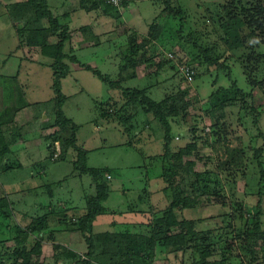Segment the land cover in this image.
<instances>
[{
  "label": "rangeland",
  "instance_id": "obj_1",
  "mask_svg": "<svg viewBox=\"0 0 264 264\" xmlns=\"http://www.w3.org/2000/svg\"><path fill=\"white\" fill-rule=\"evenodd\" d=\"M26 1L7 6L8 16L0 7V106L28 105L17 112L11 123L13 131L5 134L9 150L0 158V199L7 202L1 208L6 216L0 212V240L7 247H12L17 230H25L27 224L48 213L49 229L43 239L37 240L39 256L36 260L38 264H68L55 258L56 244L78 254L85 253L87 246L78 232L66 231L59 219L73 220L83 215L86 201L96 194V186L88 174H79V152L70 148L61 157L59 143L51 144L47 137L56 129L52 126L54 91L51 87L52 70L48 66L51 60L42 55L38 47L20 45L16 30L25 22L29 25L33 23V16L25 6ZM167 1L171 8L181 10L182 15L180 20L177 17L169 23L182 25L185 36L194 34L215 45L219 62L226 67L190 64L195 76L188 84L176 65L177 61L187 63V54L178 45L168 49L160 47L157 57L147 58L148 62L153 60L156 65L146 70L145 63H140L124 72L122 87L144 90L146 96L156 101L164 99L167 94L176 95L177 104H187L184 108L187 118L177 116L173 120L171 132L175 137L172 147L175 149L196 138L198 150L195 153L199 159L196 158L194 170L212 169L217 159H225V150L237 148L235 152L242 155V166L218 170L217 181L220 184L215 185L208 195L210 202L207 204L210 206L202 203L199 212L188 209L185 216L203 215L209 218L218 211L231 215L230 205L237 208L240 203L242 208L255 209L258 199H262L264 215V41L257 37V32L249 30L243 17L237 14L244 0ZM86 5H89L88 9L80 6V0H48L54 17L62 25L70 27L71 38L65 42L64 52L75 55L80 61H67L72 71L60 83L61 92L66 97L62 110L78 126L74 134L75 142L87 151L86 165L112 169L111 175H106L110 192L103 202L105 208L128 206L138 209L147 206L153 211L164 209L169 200L162 192L164 182L156 177L158 168L151 170L148 159L162 151L158 124L154 123L151 115L145 114L144 108L134 106L135 103H132L134 110L128 122L123 123L126 116L129 117L128 113L132 112L130 109L122 113L123 124L107 107H104L107 117L102 118L99 101L111 97L117 101L112 109H119L123 105L128 107L126 103L129 100L123 96L122 89H109L84 66L90 65L108 74L111 79H119L121 54L127 48L128 36L135 30L138 41L148 37L149 24L154 19L161 21L167 18L165 0H129L118 18L105 15L101 9L90 8V3ZM44 24L41 22L42 26H49L47 21ZM84 25L86 28L81 27ZM225 29L229 30V36L225 34ZM45 35L50 42L57 39L49 30ZM172 51L174 58H169L167 54ZM184 90L187 91L182 96ZM241 91L251 93L250 97H245V108L240 106V101L244 100ZM211 93H214L213 97H209ZM234 99L235 103L232 102ZM218 104L224 106L218 124L220 147L214 153L205 145V140L211 143L210 134L214 131L205 111ZM250 107L255 110H250ZM215 112L218 115L220 111L217 108ZM61 134L69 137L68 131ZM194 156H186L183 160L194 159ZM182 176L187 178L186 174ZM180 183L183 189L189 190L188 181ZM222 201L227 205L221 206ZM116 216L106 214L101 217L97 228L106 229L108 223L117 221ZM237 217L235 226L239 225ZM216 220L207 219L198 227L213 231L212 227L218 226V230L212 232L216 235L221 231L219 226L228 223L227 218ZM231 231L229 227L227 232H220L227 236L228 243L234 235ZM25 246L29 247V244ZM7 247L1 246L0 255L8 252ZM229 252L225 255L232 253L233 258L228 260L232 263L246 260L243 259L244 251L233 240ZM27 255V252L22 253L23 257ZM223 257L220 252L214 256L216 259ZM256 258L257 264H264V251H259ZM2 260L6 264L9 262L7 256H2ZM192 261L190 251L168 255L156 249L153 264H191Z\"/></svg>",
  "mask_w": 264,
  "mask_h": 264
},
{
  "label": "trees",
  "instance_id": "obj_2",
  "mask_svg": "<svg viewBox=\"0 0 264 264\" xmlns=\"http://www.w3.org/2000/svg\"><path fill=\"white\" fill-rule=\"evenodd\" d=\"M243 1V0H241ZM239 1V2H241ZM129 0H123L120 7L112 6L105 3L102 0H80V6L89 8L87 3H90V8L101 9L105 15L114 16L118 18L121 16V9H123ZM165 11L167 18L154 19L149 24L148 37L140 38L138 41V33L132 30L133 33L128 36L127 48L122 51V56L119 64V79H111V77L102 73L99 69L90 65H85V69L92 72L93 75L98 77L106 87L109 89H122L124 97L128 98L126 103L128 107L124 108V105L119 109H112L117 105V101L108 98L106 101H99L100 107L102 104V112L100 116L106 118L107 107L113 111L115 118L119 123L123 124L131 120L134 106L140 105L144 108L146 115H151L154 123L158 124L162 139V151L161 153L149 156V165L152 168H158L157 178H161L164 182L162 192L168 196V204L164 209L153 211L151 207H139L134 209L126 206L105 208L103 202L109 196V179L106 175H111L112 169L108 166L103 167H89L86 165L85 158L87 151L79 147L75 142V132L78 130V126L73 121L66 117L62 105L65 102V95L62 94L60 89V83L63 78L70 74L72 67L70 62H80L75 55H70L64 52L65 42L69 41L71 35L69 33V25H62L57 18L52 14L46 0H27L25 6L29 8V14L33 16V23H23V27L16 30L20 45H26L27 47H38L42 55L47 56L51 61L48 66L52 70V90L54 91L53 100V127H56L53 134L47 135L50 138L51 144L58 142L60 146V156L64 157L68 149L73 148L79 152L78 163L81 165L78 169L79 174H88L92 182L96 186L95 196L90 197L86 201L85 212L79 217H74L73 220L63 218L59 219L63 224L66 231L78 232L87 246V251L83 254H78L75 251L61 245H55L54 256L58 260H64L68 264H153L156 257V249L163 251L165 254H176L191 252L192 263L191 264H257V256L259 251H264V222H262L261 216L263 215L261 200L259 199L255 209L242 208L239 203L237 208H233L230 205L231 215L221 213L218 211L211 217L201 216H185L186 210H201V204H207L210 202V192L215 189V185H218L217 178L219 177V169L230 170L232 168L243 165L241 159L242 155L235 152L237 148L232 151L225 150V159L215 163L212 169H204L202 171L194 170L196 165V158L198 150L197 140L194 138L191 142L185 145L172 147V141L175 135L172 134L173 120L179 116L183 119L187 118L184 108L187 104H177L176 95H168L160 100L156 101L145 95L144 90L137 89L135 87L123 88L121 81L124 80V72H128L136 65L143 64L144 68L148 70L149 66L156 65L155 61L148 62V57H157L159 48L168 49L172 46L178 45L186 54L190 65H202L216 66L225 68L223 63L219 62V56L215 45H210L208 42L196 37L194 34L183 35V27L179 23H169L178 17L181 19V10H175L171 8L169 2L165 0ZM243 17V21L253 32H257L261 40L264 41V0H244L240 9L237 11ZM168 20L167 23H164ZM47 21L48 27L42 26ZM167 24L169 26H167ZM46 25V24H44ZM165 26V27H164ZM86 28L85 25L81 26ZM16 29V28H15ZM49 30L57 39L55 42H50V38L45 35ZM227 36L230 35L228 29L224 30ZM166 36V37H165ZM262 37V38H261ZM69 44V43H68ZM148 51L150 54L148 55ZM124 52V53H123ZM166 62V61H162ZM141 63V64H140ZM160 64V63H159ZM128 75V74H127ZM187 90L182 92V96L186 94ZM243 96L241 100V107L246 106L247 96L250 97L251 93L240 92ZM214 93H211L209 97H213ZM246 97V98H245ZM235 103L234 101H232ZM120 103V102H119ZM129 103V104H128ZM233 103H230L231 105ZM98 104V103H97ZM96 104V105H97ZM26 104L15 107L0 106V158L5 156L9 150L8 141L5 140V134H10L13 131V125L11 123L15 120V116L20 109L25 108ZM98 106V105H97ZM209 107L205 111V115L210 117L212 122L211 126L214 131L210 134L212 136L211 143L205 140V145L209 146L214 153L218 152L220 143L219 136V120L223 116L222 108L223 104H218ZM244 106V108H245ZM218 108L220 111L218 115L215 110ZM130 109L132 112L128 113L124 122L122 113ZM250 110H255L252 107ZM258 114V113H257ZM170 117V118H169ZM121 118V119H120ZM202 119V117H201ZM120 120V121H119ZM123 122V123H122ZM145 124L148 121H144ZM155 123V124H156ZM195 125L191 127L194 131ZM218 128V129H216ZM216 129V130H215ZM65 131L69 132L68 135H62ZM13 137V135L11 134ZM46 137V138H47ZM216 137V139H215ZM179 138V137H178ZM215 144H218L217 146ZM261 151V149L259 150ZM194 159L183 160L186 156L194 155ZM52 154V152H51ZM49 154V157L51 156ZM217 156V155H216ZM199 159V158H197ZM240 162V163H239ZM183 175H187L184 178ZM181 181H188L189 190H185L181 187ZM220 184V183H219ZM222 186V185H220ZM264 193V192H262ZM262 195V194H261ZM218 201V200H217ZM216 203H220L217 202ZM7 202L0 199V212L6 216L2 211V206ZM227 205L225 201H222L221 206ZM233 208V209H232ZM235 209H239L235 211ZM233 211V213H232ZM51 214V213H49ZM106 214H112L114 216H125L127 214H137L136 222L123 223L117 219V221H111L105 227L106 229L100 230L99 221L101 216ZM202 214V213H201ZM140 215V216H139ZM238 216V226H235V216ZM264 216V215H263ZM48 213H44L37 217L33 222L25 226V230H17L13 237L14 245L6 246L5 242L0 240L1 246L7 247V253H1L0 264H6L2 260V256H7L9 261L7 264H38L36 258L39 256V250L37 248V240L44 238V233L49 229L48 225ZM220 220L227 218L228 223L221 224L220 232H227L230 227L234 235L229 239L224 234L217 233L212 234L213 231L218 230V226L210 229H200L199 224L205 222V220ZM116 219V218H115ZM119 220V221H118ZM216 220V221H217ZM8 229V228H7ZM223 230V231H222ZM231 231V232H232ZM230 233V232H229ZM232 240L236 242L238 248H242L245 261L238 263H232L228 261L233 258L230 253V247ZM223 244L221 245V243ZM29 247H26V244ZM220 244V246L218 245ZM26 248V249H25ZM27 252L28 257H23L22 253ZM223 253L224 257L216 259L214 256L217 253ZM197 255V257L194 256ZM240 256V255H238ZM246 257V258H245Z\"/></svg>",
  "mask_w": 264,
  "mask_h": 264
},
{
  "label": "built area",
  "instance_id": "obj_3",
  "mask_svg": "<svg viewBox=\"0 0 264 264\" xmlns=\"http://www.w3.org/2000/svg\"><path fill=\"white\" fill-rule=\"evenodd\" d=\"M102 1H104L105 3H108L112 6L120 7V4L123 0H102ZM174 55H175L174 51L169 52L167 54V56L169 58H174ZM176 65H177V68H178L180 74L182 75L183 80L186 83L190 84L193 81L194 76H195V72H194L193 67L190 66L186 62H179L178 63V61L176 62Z\"/></svg>",
  "mask_w": 264,
  "mask_h": 264
},
{
  "label": "crops",
  "instance_id": "obj_4",
  "mask_svg": "<svg viewBox=\"0 0 264 264\" xmlns=\"http://www.w3.org/2000/svg\"><path fill=\"white\" fill-rule=\"evenodd\" d=\"M18 1H21V0H0V7L2 6L3 7V13L8 16L7 14V6H11V4H14L15 2H18ZM47 1V4H48V0ZM16 5V4H15ZM97 35H100V34H97ZM89 46V45H88ZM24 48V47H23ZM26 48V47H25ZM36 50V49H35ZM219 157V156H218ZM259 200V199H258ZM105 216V215H104ZM103 216V217H104ZM131 214H127L125 216H116V219H119L120 221H123L125 219V221L123 222H136L137 220H135L137 217V214L135 217H130ZM140 216V215H139ZM102 217V216H101ZM118 220V221H119ZM138 222V221H137Z\"/></svg>",
  "mask_w": 264,
  "mask_h": 264
},
{
  "label": "clouds",
  "instance_id": "obj_5",
  "mask_svg": "<svg viewBox=\"0 0 264 264\" xmlns=\"http://www.w3.org/2000/svg\"><path fill=\"white\" fill-rule=\"evenodd\" d=\"M256 42H258V41H256Z\"/></svg>",
  "mask_w": 264,
  "mask_h": 264
}]
</instances>
